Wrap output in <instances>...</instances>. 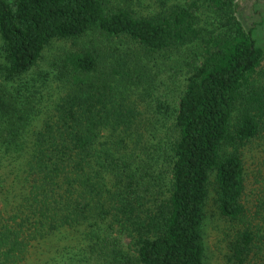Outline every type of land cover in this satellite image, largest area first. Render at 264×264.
Returning <instances> with one entry per match:
<instances>
[{
  "label": "trees",
  "instance_id": "16d2710c",
  "mask_svg": "<svg viewBox=\"0 0 264 264\" xmlns=\"http://www.w3.org/2000/svg\"><path fill=\"white\" fill-rule=\"evenodd\" d=\"M236 9L0 0V264H206L208 200L232 229L225 264H264L242 158L264 142V54ZM55 40L50 87L30 75Z\"/></svg>",
  "mask_w": 264,
  "mask_h": 264
},
{
  "label": "rangeland",
  "instance_id": "374dc122",
  "mask_svg": "<svg viewBox=\"0 0 264 264\" xmlns=\"http://www.w3.org/2000/svg\"><path fill=\"white\" fill-rule=\"evenodd\" d=\"M173 1L185 3L188 0ZM235 2L237 4V19L245 29L252 26L255 28V38L264 54V0H235ZM140 9L145 13L152 11L151 7L146 4L140 7ZM68 46V42L59 40L52 41L44 49L42 59L39 61L34 73L30 76L37 79L39 78L43 84H49L52 81L50 87H55L56 81L52 78V59L54 54L61 52L63 49L68 48ZM187 73V68L183 70L174 69L172 73H170L171 76L166 84L169 94V98L167 99L170 101L169 113L173 112V109L176 107L177 96L181 94L184 88ZM168 126L169 121L166 120L163 124L159 140L164 139L165 134L162 132L164 129L166 131ZM242 158L246 174V191L243 201L249 210L255 212L260 210L264 204V142L262 140L251 141L243 148ZM166 175L167 174L163 175L165 179L164 182L167 178ZM212 197V192H210V198ZM207 204V216L203 229L206 245V264H225L226 235L229 234L232 229L225 223L216 220L214 208L210 200H208ZM126 242L127 240H125V243ZM46 249L47 246L43 248L42 252ZM46 258L47 255L32 250L27 261L22 264H46Z\"/></svg>",
  "mask_w": 264,
  "mask_h": 264
}]
</instances>
